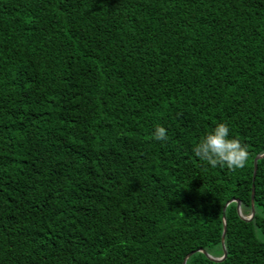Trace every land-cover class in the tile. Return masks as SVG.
<instances>
[{"label": "trees", "instance_id": "1", "mask_svg": "<svg viewBox=\"0 0 264 264\" xmlns=\"http://www.w3.org/2000/svg\"><path fill=\"white\" fill-rule=\"evenodd\" d=\"M262 154L264 0H0V264H264Z\"/></svg>", "mask_w": 264, "mask_h": 264}, {"label": "clouds", "instance_id": "2", "mask_svg": "<svg viewBox=\"0 0 264 264\" xmlns=\"http://www.w3.org/2000/svg\"><path fill=\"white\" fill-rule=\"evenodd\" d=\"M229 133L227 124H217L193 146L194 155L212 168L226 167L232 171L243 169L249 159L247 146L239 139L230 137ZM152 136L156 141L168 140L167 130L163 126L157 125Z\"/></svg>", "mask_w": 264, "mask_h": 264}, {"label": "water", "instance_id": "3", "mask_svg": "<svg viewBox=\"0 0 264 264\" xmlns=\"http://www.w3.org/2000/svg\"><path fill=\"white\" fill-rule=\"evenodd\" d=\"M264 158V154L262 155H259L256 157V159L254 160V180L256 179V175H257V162L260 160V159H263ZM254 197H255V191L253 189V195H252V210H251V215L249 217H245L243 216L242 214V211H241V203L239 200H236V199H233L231 200L229 203L226 204L225 208H224V214L226 212V209L228 207L229 204L235 202L237 203V211H238V214L240 216V218L244 221H247V222H250L253 220L254 216H255V207H254ZM223 220H224V233H223V236H222V244H223V249H224V255L223 257L221 258H214L212 257L211 255H209L206 251L204 250H200L199 252L203 253L209 260L213 261V262H222L226 259V256H227V251H226V248L224 246V242H225V236H226V219H225V215L223 217ZM193 255L190 254L186 257L185 261H184V264H186L187 260Z\"/></svg>", "mask_w": 264, "mask_h": 264}]
</instances>
